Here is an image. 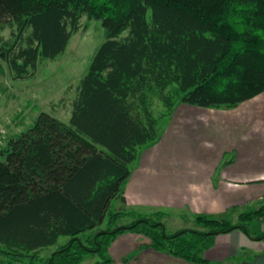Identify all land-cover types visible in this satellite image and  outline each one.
Returning <instances> with one entry per match:
<instances>
[{
  "label": "trees",
  "instance_id": "1",
  "mask_svg": "<svg viewBox=\"0 0 264 264\" xmlns=\"http://www.w3.org/2000/svg\"><path fill=\"white\" fill-rule=\"evenodd\" d=\"M84 16L101 20L106 40L79 82L69 123L42 111L0 150V243L12 255L34 251L28 264H80L104 253L103 264L115 237L131 231L148 248L203 263L217 234L264 219V205L238 224L201 215V229L173 233L163 212L110 206L140 148L157 140L178 105L231 107L264 92V0H0V33L18 31L0 57L28 77L38 58L65 52ZM106 218L105 229L81 236ZM61 235L71 238L38 255Z\"/></svg>",
  "mask_w": 264,
  "mask_h": 264
},
{
  "label": "crops",
  "instance_id": "2",
  "mask_svg": "<svg viewBox=\"0 0 264 264\" xmlns=\"http://www.w3.org/2000/svg\"><path fill=\"white\" fill-rule=\"evenodd\" d=\"M212 123L216 124L220 138L217 148L161 147L169 140V133L177 142L179 138L208 131ZM165 124L167 127L163 128ZM0 160L4 161L5 156L0 155ZM135 161H138L136 166ZM135 161L130 164V175L122 184L119 196L111 202L114 211L140 215L163 212V222L168 228L170 219L180 212L228 219V214L238 211L240 206L254 204L250 210L261 207L264 205V92L231 107L178 105L161 121L157 140L142 146ZM132 220L128 216L120 224ZM106 223L107 218L102 225ZM250 225L251 228L244 225L245 228L217 234L213 245L204 251L203 263L148 248L146 237L126 231L109 245L106 257L110 261L103 264H264V219H255ZM96 228L87 232L95 234L106 227ZM69 237L61 235L55 244L36 252L44 258L46 252L65 244ZM0 248L5 250L0 253V259L14 262L13 255L8 253L11 250L1 243ZM33 252L22 260L30 262Z\"/></svg>",
  "mask_w": 264,
  "mask_h": 264
},
{
  "label": "rangeland",
  "instance_id": "3",
  "mask_svg": "<svg viewBox=\"0 0 264 264\" xmlns=\"http://www.w3.org/2000/svg\"><path fill=\"white\" fill-rule=\"evenodd\" d=\"M17 34L18 31L15 25H7L0 33V38L3 39L0 41V47L4 44V41H15ZM25 34H28V32ZM128 34L129 30H126L122 33V36ZM105 40L106 32L101 20L84 16L80 21L79 31L72 36L65 52L55 59L38 58L32 74L28 77H16V73L10 67L8 61L0 57V130H3L0 134V150L6 146L10 137L30 129L42 111L49 112L58 119L69 123L72 103L76 96L79 82L87 73L96 51ZM12 54L14 53L12 52ZM154 108L156 113L162 110V105L158 100H156ZM162 127L166 128L167 126L165 124ZM168 136L169 140L162 143L161 147L170 149L171 147H189L194 149L208 147L214 149L220 144L215 123L211 124L208 131L185 139L179 138L177 142L173 141L175 137H170L172 136L171 133ZM137 162L135 161L134 166H136ZM253 205L240 206L238 211L232 210L228 214V219L232 223L238 222L239 217L236 218L237 214L250 210ZM196 217V215L190 213L180 212V214H176L170 219L166 230L168 233H173L186 228L199 229ZM122 222L125 221H120V223ZM250 223L251 221H246L244 225L247 228H251ZM103 227H107V223L97 227L95 230ZM92 234L91 231V233L86 232L81 236L86 239ZM51 252L53 250L46 252L43 255L44 259L48 258L52 254ZM103 254H89L86 256V261L81 264H97L99 261L104 260ZM11 259L14 262L0 259V264L29 263L24 262L22 256L18 255H13Z\"/></svg>",
  "mask_w": 264,
  "mask_h": 264
},
{
  "label": "built area",
  "instance_id": "4",
  "mask_svg": "<svg viewBox=\"0 0 264 264\" xmlns=\"http://www.w3.org/2000/svg\"><path fill=\"white\" fill-rule=\"evenodd\" d=\"M2 132H3V130H2V131L0 130V134H1Z\"/></svg>",
  "mask_w": 264,
  "mask_h": 264
}]
</instances>
